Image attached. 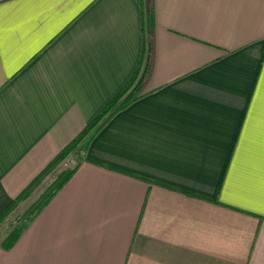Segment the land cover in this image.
Instances as JSON below:
<instances>
[{"label": "crops", "instance_id": "0c3cea01", "mask_svg": "<svg viewBox=\"0 0 264 264\" xmlns=\"http://www.w3.org/2000/svg\"><path fill=\"white\" fill-rule=\"evenodd\" d=\"M151 1L142 97L0 264H264V0ZM148 3L0 0V213L130 77Z\"/></svg>", "mask_w": 264, "mask_h": 264}, {"label": "trees", "instance_id": "16d2710c", "mask_svg": "<svg viewBox=\"0 0 264 264\" xmlns=\"http://www.w3.org/2000/svg\"><path fill=\"white\" fill-rule=\"evenodd\" d=\"M144 5V4H143ZM142 50L134 71L118 91L106 102L98 113L86 124L78 135L70 141L54 159L13 199L6 209L0 213V220L10 211L14 205L27 199L40 185V182L54 172L58 165L76 148L85 150L98 132L119 112L126 109L133 102L142 97L143 85L151 69V50L153 35V7L149 0L145 9L141 12ZM141 69V72H140ZM139 74V75H138ZM79 146V147H78ZM77 165L71 169L60 171L53 182L45 189L38 199L31 204L25 213L30 219H34L49 204L53 197L65 186L76 171ZM20 236V231H14L3 244L6 249L11 248ZM2 244V246H3Z\"/></svg>", "mask_w": 264, "mask_h": 264}, {"label": "rangeland", "instance_id": "374dc122", "mask_svg": "<svg viewBox=\"0 0 264 264\" xmlns=\"http://www.w3.org/2000/svg\"><path fill=\"white\" fill-rule=\"evenodd\" d=\"M141 72V69H140ZM139 75V74H138ZM79 147V146H78ZM84 150L76 148L58 165L56 170L47 175L40 185L31 193V195L24 201L18 202L10 211L0 220V248L6 249L7 244H3L9 236L13 235L14 231L19 230L21 224L30 220L29 216H26L28 208L33 204L38 197L45 191V189L53 182L55 176L64 169H71L75 167ZM3 244V246H2Z\"/></svg>", "mask_w": 264, "mask_h": 264}]
</instances>
